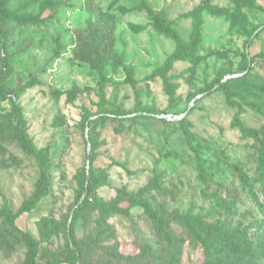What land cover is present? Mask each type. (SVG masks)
Masks as SVG:
<instances>
[{
  "label": "rangeland",
  "instance_id": "obj_1",
  "mask_svg": "<svg viewBox=\"0 0 264 264\" xmlns=\"http://www.w3.org/2000/svg\"><path fill=\"white\" fill-rule=\"evenodd\" d=\"M205 1L0 0V82L9 90L0 91V209L18 212L41 165L47 169V195L36 208L20 215L15 228L0 217V264H24L17 230L39 240L41 251L66 248L83 169H92L98 183L73 229L79 241H93L87 249L99 264L111 263L96 242H117L124 255L158 242L143 208H130L129 216L109 211L130 207L126 194L154 200L166 221L170 214L198 215L213 226L226 224L230 234L252 230L254 202L235 168L253 177L260 146L236 118L247 129L264 128V0H213L212 9H204ZM145 6L187 42L201 15L197 53L165 77L157 71L176 44L157 32ZM94 45L105 54L102 62ZM218 80L227 88L212 90ZM110 110L123 115L114 118ZM143 111L162 119L178 112L186 121L129 120ZM19 116L32 154L10 133ZM96 118L102 121L94 125ZM218 182L229 193L217 191ZM204 256L201 243L187 242L179 260L156 264H204Z\"/></svg>",
  "mask_w": 264,
  "mask_h": 264
},
{
  "label": "trees",
  "instance_id": "obj_2",
  "mask_svg": "<svg viewBox=\"0 0 264 264\" xmlns=\"http://www.w3.org/2000/svg\"><path fill=\"white\" fill-rule=\"evenodd\" d=\"M213 0L205 1V8H211ZM239 2L240 0H235ZM148 12L149 18L157 30L158 33L165 35L172 39L176 44V50L168 58L162 68L157 73L165 77L166 72L170 70L176 62L186 61L191 59L198 51L201 43V15L198 14L195 18V25L193 32L190 36V41H185L166 21L164 15L156 13L151 7L145 6ZM4 6L0 2V10H3ZM212 9V8H211ZM1 38V37H0ZM93 52L98 62H102L105 58V54L98 48V45H94ZM254 58H251L249 62H253ZM244 71H247L245 75L252 77V71L250 66H242ZM237 81V80H233ZM238 82V81H237ZM251 85L245 86L248 91H255L257 88L251 87ZM226 89L227 83L221 80L217 81V86H214L212 90ZM0 91L7 93L9 90L0 82ZM264 93V88H262ZM241 99H243L241 94ZM230 104L237 107L240 112L244 111L243 104L238 101H230ZM260 111V109L258 108ZM114 118L119 119L123 114L120 112L110 110L108 112ZM165 113V112H164ZM178 112L172 113L175 115ZM264 115V112H262ZM154 112H139L131 117L129 120L150 119L159 120L168 123L166 119L155 117ZM102 120L96 118L93 123L97 125ZM186 121V117L181 120H175L177 124H183ZM236 123L241 129L249 133L260 146V154L258 156V166L253 177H250L248 173L244 172L239 167L235 168L238 172L239 179L244 187L249 191V194L254 202V219L252 220V230L250 228H243L237 231V234H230V227L224 223L217 222L216 225L206 223L205 220L198 216H185L170 214L168 220H165L167 212L162 206H155L154 200H142L137 199L134 194H126L127 199L131 202L130 207L122 208L118 205L110 207L109 211L116 210L123 216L130 215V208L141 207L145 214L152 223L154 236L158 240L156 244L144 243V248L135 255H124L120 252L119 244L117 242H111L105 244L103 242H96L95 246L107 256L108 261L111 264H156L168 257L171 259V263L179 260L183 253V248L187 242L190 244L201 243L205 249L204 264H264V128L261 130H250L245 128L240 119L236 118ZM25 124V120L22 116L18 118V124L12 125L10 133L13 135L14 140L20 147L28 152L33 153L26 143V135L22 127ZM171 124V123H170ZM187 141L190 144L191 140L187 131H185ZM87 161L92 163L93 157L88 156ZM202 177L205 173L201 172ZM47 169L44 165H41L40 177L36 183L34 192L29 196L27 200L23 202L18 212L13 213L10 210L0 209V217L4 218L12 227H16V220L20 215L29 213L36 208L37 204L47 195ZM97 178L94 175V171L83 169L77 176L78 183V196L81 202L78 203L77 208L74 210L72 216V222L69 226H66L67 233V246L60 254H51L46 250L41 251L39 240L26 232L17 230L26 246V256L24 264H40L39 260L46 261L45 264H99L100 260L95 259V252L92 248H88L92 240L79 241L75 234L73 225L76 223L79 214L89 206V200L95 193L97 187ZM216 189L229 193V188L223 182H218ZM209 187V184H207ZM157 200V198H155ZM219 206H223V202L218 201ZM105 222H103V225ZM183 228L185 234H179L177 228ZM171 251V252H170ZM168 255V256H167ZM99 261V262H98Z\"/></svg>",
  "mask_w": 264,
  "mask_h": 264
},
{
  "label": "built area",
  "instance_id": "obj_3",
  "mask_svg": "<svg viewBox=\"0 0 264 264\" xmlns=\"http://www.w3.org/2000/svg\"><path fill=\"white\" fill-rule=\"evenodd\" d=\"M159 117V116H158ZM163 119H167L169 121L180 120L184 117V115H175V114H162Z\"/></svg>",
  "mask_w": 264,
  "mask_h": 264
}]
</instances>
